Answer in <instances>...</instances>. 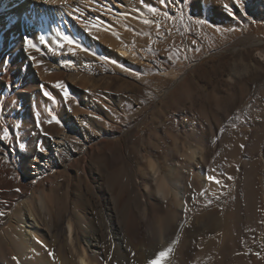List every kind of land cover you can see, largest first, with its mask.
Here are the masks:
<instances>
[{"label": "rangeland", "instance_id": "1", "mask_svg": "<svg viewBox=\"0 0 264 264\" xmlns=\"http://www.w3.org/2000/svg\"><path fill=\"white\" fill-rule=\"evenodd\" d=\"M9 4L3 0L0 6ZM80 4L86 7L76 16L81 29L72 21L58 31L89 52L71 54L67 44L57 49L55 29V51L49 50L22 21L16 28L24 35L13 46L10 38L3 41L0 28V234L16 203L41 222L35 251L18 264H93L83 229L104 223L111 231L113 221L129 214L134 185L151 201L153 214L165 212L163 197L147 189L154 185L152 161L163 174L171 166H231L224 148L243 142L249 160L257 143L258 173L264 176V0H240L239 6L234 0ZM30 36L38 39L37 48L26 46ZM118 45L127 56L117 53ZM58 81L70 93L67 100L54 87ZM50 112L60 124L47 122ZM193 150L198 160L191 158ZM132 208L141 213L136 204ZM68 220L75 230L70 241ZM255 242L250 252H264V232Z\"/></svg>", "mask_w": 264, "mask_h": 264}, {"label": "bare ground", "instance_id": "2", "mask_svg": "<svg viewBox=\"0 0 264 264\" xmlns=\"http://www.w3.org/2000/svg\"><path fill=\"white\" fill-rule=\"evenodd\" d=\"M5 1L10 3V7L0 6V14L3 13L0 28L3 26V41L10 38L13 46L18 45L24 35L17 31L18 21L26 23V29L32 30L29 35L35 33V37L37 34L38 37L43 36L46 45L52 48L55 47V30L62 29V23L72 21L81 29V22L76 16L86 9L80 4L82 0H57L60 4L50 3L48 6L45 3L47 0H22L15 7L11 5L13 0ZM38 25L41 29L36 30L35 26ZM34 40L35 44L38 39L36 42ZM116 50L123 57L128 55V51L119 45ZM238 142L235 146L230 144L232 150H222L223 155L232 158L231 166L222 167L220 164L219 167L213 163L205 170L193 166L187 167V171L183 167L171 166L163 174L153 161L150 162L154 185L147 184V189L163 197L165 212L153 214L151 201L142 197L140 188L134 185L136 192H132L130 212L124 219L113 221L111 231L104 223L93 230L87 226L83 229L82 238L91 260L95 264H148L157 252L175 240L177 243L166 264H264V252H250L251 247L256 245L255 240L264 232V176L258 173L261 165L260 159L256 157L258 144H253L248 160L243 158V142ZM191 158L198 160L197 150L192 151ZM209 175L216 176L221 183L209 182L206 178ZM229 176L232 179H228ZM201 191L204 195H200ZM208 195L212 198L208 199ZM194 196H197V201L190 203ZM40 202L44 204L43 196ZM134 204L141 210L140 214H136L132 208ZM10 213L0 234V264H16L17 259L23 256L30 260V255L36 249L38 228L41 227L37 214L31 209L24 213L20 203L13 205ZM192 217L193 224L189 225ZM77 218L81 222L85 221L81 211L77 212ZM84 224L87 225V222ZM134 225L137 226L136 230ZM73 226L71 221L67 222L69 241L75 233ZM191 253L193 255L190 258ZM34 261L39 264L37 260ZM79 264L91 263L80 259Z\"/></svg>", "mask_w": 264, "mask_h": 264}, {"label": "snow or ice", "instance_id": "3", "mask_svg": "<svg viewBox=\"0 0 264 264\" xmlns=\"http://www.w3.org/2000/svg\"><path fill=\"white\" fill-rule=\"evenodd\" d=\"M160 4L164 5V4H167L169 6L173 5V4H182L183 3V0H159ZM234 2L239 6L240 4V0H234ZM149 10L152 12V13H156L158 11V9L156 7H152V6H149ZM137 11L139 12V9H137ZM229 14L233 16V18H235V14L232 13L230 10H229ZM165 15L167 16L168 13H165ZM143 23L144 24H150L151 21L148 20V19H144L143 20ZM196 24H204V23H207V21L205 20H200V19H197L195 21ZM216 27H219V26H216ZM157 28H159V25H157ZM40 42L41 43H45V38L43 36H41L39 38ZM25 44L26 46L28 47H32V48H36V44L33 43V40L30 39V38H27L25 37ZM65 44L68 45V48H67V51L71 54H76L77 52V49H79L80 51L82 52H89L90 49L84 47L78 40H76L74 37L70 36V35H67V34H64L63 32L59 33L58 34V40L56 42V47L57 49H63ZM49 50H53L55 51L54 49H52L51 47L49 48ZM93 55H95L93 53ZM5 63H7V61H5ZM54 87L58 88V89H61L62 93H63V96H64V99L67 100L70 96V93L68 92L66 86L64 85V82L63 81H58L55 83ZM44 96L45 97H48L49 99H53V97L51 96V93L45 91L44 93ZM50 116H51V119L48 120L47 122L48 123H52L53 121H55L57 124H60V120L58 119V117L55 115V114H52L50 112ZM36 127L37 128H40L41 131L42 130V127H41V123L39 121V119H37L36 121ZM45 135H47L46 133H44ZM8 136V131L6 130L5 131V134H4V138L6 139ZM21 147H23V145H21ZM241 147H243V145H241ZM37 149L39 151H44V149L41 147V145L38 143L37 144ZM207 180L209 182H216L217 184H220L221 182L216 178V176H213V175H209L206 177ZM228 179H232V177H228ZM200 195H204V192L201 191ZM193 199H195V197H193ZM39 242V241H38ZM177 243V241L173 240L171 242V244L168 245L167 248L159 251L156 253L154 259L150 260L148 262V264H166L167 262V259H168V256L172 253L173 251V246ZM50 256L53 255V253H49ZM13 259H16L15 257H13Z\"/></svg>", "mask_w": 264, "mask_h": 264}]
</instances>
